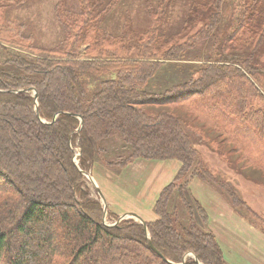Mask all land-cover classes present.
Instances as JSON below:
<instances>
[{"label":"trees","instance_id":"obj_1","mask_svg":"<svg viewBox=\"0 0 264 264\" xmlns=\"http://www.w3.org/2000/svg\"><path fill=\"white\" fill-rule=\"evenodd\" d=\"M115 1L63 0L56 17L64 38L44 48L9 17L24 0H0V264H228L207 228L205 207L188 198L195 179L224 188L200 168L193 137L228 166L239 154L243 165L264 174V107H257L264 102V64L251 54L264 43V0H249L240 12L225 38L227 57L207 60L164 91L153 90L152 80L168 61L190 60L205 47L225 0L195 3L171 35L164 31L168 7L159 6L148 9L144 31L106 32L103 18ZM241 54L247 55L236 58ZM91 77L103 78L94 92L87 87ZM116 136L131 150L107 162L111 169L138 159L181 163L147 230L132 219L107 225L83 174L105 153L100 144ZM176 191L188 224L170 211ZM220 192L235 208L247 206L236 191Z\"/></svg>","mask_w":264,"mask_h":264},{"label":"rangeland","instance_id":"obj_2","mask_svg":"<svg viewBox=\"0 0 264 264\" xmlns=\"http://www.w3.org/2000/svg\"><path fill=\"white\" fill-rule=\"evenodd\" d=\"M62 1L63 0H24L22 6L15 7L10 10L9 17L16 24H24L26 27H28L36 37L40 46L44 48H53L58 45L64 38L63 29L56 17V7L57 5L61 4ZM102 1L104 4H107L112 0ZM201 1L202 0H116L115 5L104 16L102 27L106 32L113 35H120L124 32L126 27L128 29H130L131 27L136 31H144L147 29L149 22L151 21L148 16V9L152 7L157 8L158 6L160 8L168 7L163 19L164 31L167 34L171 35L181 30L184 22L186 21V19H188L190 9H192L195 3ZM248 2L249 0H225L221 4L220 21L211 40H209L207 44H205L204 48L199 49L197 52H191L189 54L190 60L168 61L160 69L158 76L152 80L151 84L155 85L152 86L153 90L164 91L175 83H181L187 80L189 77L194 76L195 73H197L198 70L201 69L202 65L207 63V60L215 62L217 59L227 57L226 54L228 53L224 52L225 38L228 34V31L232 29V26H234L236 22L235 20L239 17L240 12L244 9L245 5ZM9 48L14 49L15 47L9 45ZM15 51L22 52L20 48ZM251 54L255 57L256 61H260V64L263 65L264 43L255 54ZM246 55H236V58ZM228 58L230 59L232 58V56L229 55ZM101 80H103V78L101 77H91L86 79L89 91H96L100 86ZM262 103L264 104V102ZM257 104L258 106L255 102V105L258 108L264 107V105L260 102H258ZM206 130L209 132V129ZM214 135L215 134H210L211 137ZM193 143L194 146L200 151L201 159L203 161V166H201L200 168L209 170L212 176L216 178V181L224 187L219 188L220 190H234L240 195L242 200H245L247 202V206L242 207L237 205L236 209L238 210V212H240L244 219L249 222V224L251 223L252 226L256 228V232L264 236V174L249 164L245 163V165H243V162H240L238 160L239 154H233L230 157L233 160L234 165L236 166H228V164L220 159L218 154L213 151L210 146L201 143V140L199 138L194 136ZM100 146L105 151V153L98 158L96 157V163L93 165L91 172H89L94 181V177H99V179L101 178V176H99L98 174L100 168H103L104 166L109 168L107 166V162L114 161L116 160L115 158L118 157H127L131 150L130 147L122 143L119 136L114 137L112 140L104 141L100 144ZM223 146L226 151H229L232 148V145L227 143L223 144ZM75 152V160L76 163L79 164V156L81 153L78 148H76ZM124 168L125 167H119L115 170L121 171ZM165 177L166 176L161 172L154 173L153 178H148L147 176V186L152 185L153 187H156L161 183L167 185L172 179L167 180V178ZM102 178L104 185L105 183H107V181L113 182L114 179L108 178L105 175L102 176ZM86 181L88 189L91 193V198L99 200L103 205L101 197L97 193L93 183H91L87 178ZM194 182L195 183L192 185V187L193 189L195 188L196 192H193L191 187L190 197H188L191 201L193 198H196L197 195L200 196L202 193L206 194L207 192H209L207 189L197 186V184L199 183L209 185V182H206L202 179L195 180ZM95 184L98 186V183H96V181ZM209 186L217 190L218 194H223L217 187L211 184ZM175 193L176 194L171 201L170 211L175 212L181 217L184 223L188 224L189 217L185 212L177 191ZM118 201L120 202L119 204L115 203V206L113 205V208L117 210V213H125L123 209L130 208L134 203H136L135 200L130 203L128 199H120ZM194 206L195 205H193V210L196 211V221L201 224L200 215L198 214ZM207 209L212 215L214 213H219L220 211L224 212V210H222L220 206L215 204L211 205V208L207 206ZM57 211H59V209H56L52 213L55 214ZM138 211L140 214L133 212L132 213L140 216L144 221H152L157 216L154 204L153 202L151 203L149 199L147 200V209L144 212H140V210ZM109 212L110 211L108 209L107 215L105 216V223L112 226L115 225L118 221L113 222V215L111 214V212L109 215ZM119 215L122 216L123 214ZM245 230L248 234H250V229ZM252 234L253 233H251V235ZM191 255H193V253H190L187 258H193Z\"/></svg>","mask_w":264,"mask_h":264},{"label":"crops","instance_id":"obj_3","mask_svg":"<svg viewBox=\"0 0 264 264\" xmlns=\"http://www.w3.org/2000/svg\"><path fill=\"white\" fill-rule=\"evenodd\" d=\"M180 168L181 163L178 160L157 161L138 159L127 165V167L125 166L121 171L115 170L118 168L110 169L104 166L98 171L101 178L94 177V179L105 196L108 204L107 208L111 214L121 218L127 214H140L138 210L144 212L147 209L148 199L151 203L153 202L155 208V204L161 192L174 181ZM156 172H161L166 176L165 178H167V180H172L167 185L161 183L156 187L152 185L147 186V176L148 178H153ZM104 175L108 178H114L113 182L107 181L104 185L102 181V176ZM195 180L191 182L190 188L195 183ZM209 185L204 183L197 184V186L205 188L209 192L206 194L202 193L200 196L197 195L196 199L202 203L209 215L207 228L215 235L227 263L264 264V236L256 232V228L244 219L240 212L233 207L234 205L229 198L224 196V194H218V191ZM191 189L193 192H196L195 188L193 189L192 187ZM120 199H128L130 203L135 200L136 203L130 208L123 209L125 213H117L113 205L115 203L119 204L120 202L118 200ZM243 201L247 204L245 200ZM214 204L220 206L224 212L220 211L213 215L210 214L207 206L211 208V205ZM119 214L123 215L120 216ZM156 219L157 216L152 221ZM152 221L145 220V222ZM245 229H250V234H248ZM251 233L253 234L251 235Z\"/></svg>","mask_w":264,"mask_h":264},{"label":"water","instance_id":"obj_4","mask_svg":"<svg viewBox=\"0 0 264 264\" xmlns=\"http://www.w3.org/2000/svg\"><path fill=\"white\" fill-rule=\"evenodd\" d=\"M34 95H35V98H36V99L39 98V97H38V94H37L36 91H34ZM37 106H38V102H37ZM37 110H38V109H37ZM80 129H81V127H80ZM76 164H77V163H76ZM83 174H84V176H85L87 179H89V181H90L91 183H93V185L95 186L96 191H97V193L99 194V196L101 197L102 203H103V205H104L105 216H106V215H107L108 208H107V202H106L105 196L103 195V192H102L101 189L95 184V181L93 180V178L91 177V175H90L89 173L84 172ZM130 218H131V219H134L135 221H137V222L141 223L142 225H144L145 228H146V230H147V224H146V222H145L140 216H138V215H136V214H127V215H125V216H122V217L118 220V222H117L115 225H118L121 221L126 220V219H130ZM148 242H149V245H150L151 249H152L153 251H155L156 253H158L159 255H161V254L156 250V248L153 246V244H152V242H151V239H150V237H149V234H148ZM191 256L195 258L194 255H191ZM196 261L199 262V260H198L197 258H196ZM199 264H200V263H199Z\"/></svg>","mask_w":264,"mask_h":264}]
</instances>
